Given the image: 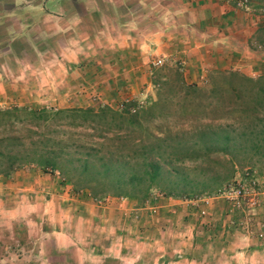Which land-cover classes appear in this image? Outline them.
I'll list each match as a JSON object with an SVG mask.
<instances>
[{"label": "crops", "instance_id": "1", "mask_svg": "<svg viewBox=\"0 0 264 264\" xmlns=\"http://www.w3.org/2000/svg\"><path fill=\"white\" fill-rule=\"evenodd\" d=\"M75 1L82 0H0V100L15 105L51 101L57 107L90 105L88 92L77 95L74 86L86 70H74L84 69L85 64L76 68L75 63H90L95 50H105L110 56L98 70L103 79L94 85L101 92L107 89V96L117 93L123 100L143 95L135 73L148 60L174 57L184 68L195 67L200 76L221 61L230 60L229 67L245 74L264 61V52L253 46L257 16L237 8L233 0H149L152 19L145 28L134 20L133 28L121 24L118 29L111 22L117 11L79 12ZM126 1L128 8L133 3L143 7L142 0ZM23 2L24 8H16V3ZM129 53L136 60L125 66ZM50 66L61 74L52 70L47 75ZM118 87L120 93L114 92ZM47 178L14 172L6 184H0V204L22 210L7 219L8 228L14 234L15 221H20L28 237L38 236L39 255L49 264H55L52 259L62 253L69 264H198L200 258L174 255L167 248L159 251L164 241L155 235L151 222L142 221V208L130 200L87 199L66 188L56 189ZM181 202L189 204L190 200ZM150 210L158 211V206ZM240 255L264 264V249Z\"/></svg>", "mask_w": 264, "mask_h": 264}, {"label": "rangeland", "instance_id": "2", "mask_svg": "<svg viewBox=\"0 0 264 264\" xmlns=\"http://www.w3.org/2000/svg\"><path fill=\"white\" fill-rule=\"evenodd\" d=\"M250 1L248 0L250 13L253 11L254 14H252L257 16V22L255 23V25H257L256 31L253 35L255 40H253V46L264 52V0ZM128 2H131V0H128ZM126 3V0H82L74 2V9L82 12L87 9L91 10L96 8L101 14L102 10H110L109 8H111L114 12L117 11V15L115 14L116 19L114 20L113 17H111V22H113V24L116 23L117 29L121 24L133 28L134 25L131 26V24L134 20H136L141 27L150 23L152 17L147 8L151 6V1L142 0L143 7L140 3H138L139 7L136 3H133L131 7L128 8L125 6ZM15 5L16 8H24L26 3H16ZM118 11H120L122 15L118 16ZM140 14H142V17L139 18ZM163 19L166 20V18ZM101 25L103 26L104 24ZM99 33L100 32H98V34ZM115 34L117 35L119 33L115 32ZM74 35L78 37L79 32H75ZM17 47L22 49V43ZM53 51L58 55V50ZM54 52H52L53 55ZM131 52H134V50ZM49 55L50 53H48V56ZM109 56L110 54L105 52V50H95L94 55L90 57V63L88 61L75 63L76 68L84 64L86 65L84 69L78 68L74 70L75 73H79V70H86V73L80 72V80L76 78L74 86L76 85L78 88L76 90L79 91L77 95H79V93L85 94L88 92L89 99L91 100L88 106H84L85 103L80 102L70 107H57L55 101L54 103L51 101V103L45 105L36 103L15 105L11 102L6 103V101L0 100V110L14 106L44 108L46 110L67 108H92L96 110L100 107L119 110L129 101L133 102L137 107H144L157 98V91L160 89V81L162 80H167V82L171 83V80L176 78L178 82L195 84L207 89L209 88L208 85L210 81L214 80L218 82L220 76L222 74L225 75L226 72L229 71L237 72L253 79L264 75V61L260 65L255 66L253 71L249 74L243 73L240 69L229 67L228 64L232 63L230 60L221 61V63L214 65V67L203 72L204 75L202 74V76H200V72L198 73L195 67L189 69L184 68L185 66L178 63V59L174 57L165 61L161 60V63L157 65L152 64V62L148 60L139 67L143 69L135 73V78L137 76V82L135 83L137 87H143V95L134 97V99L123 100L122 98H118L119 96L117 93L115 96H107V93H109L107 89L101 92V90H99L101 88H96L94 85V82L103 79L99 77L100 73L98 70L101 68L103 69V62L105 63V61L109 59ZM134 60H136V55L134 53H129L124 63L125 66L133 64L132 62H134ZM233 65L234 64H232V66ZM52 70L55 71L57 75L60 73H58L55 67L50 66L48 71H46L47 75H52L54 73ZM93 76L96 77L93 78ZM144 81H146L147 84ZM100 84H102V82ZM118 89L119 87L117 90L113 91L120 93ZM217 110L219 109L217 108ZM207 113L211 115L208 114L199 121H192L190 122L191 124L167 123L168 131L160 136L163 140L154 143L156 144V148L163 155L169 151H172L175 155L184 154V149H186L187 146L189 150L192 151L188 154L195 155L203 153V150L206 149L205 146L211 147L221 145V140L214 142L216 139L214 132L220 134L222 131H226L232 136L231 141H229L230 147L228 150L223 151L218 148L217 151L211 152L209 158H205L204 162H202L205 172L225 177V179L217 183L212 190L204 194L186 197L175 196L169 195L166 190L151 186L146 194H141L134 190V193L130 196H119L112 193L113 188L111 186H104L105 190L102 191V188H100L97 183L94 185L90 182V185L86 178L77 179L74 176V162L69 163L66 161L60 162L58 168H52L50 166L41 167L36 163L22 164L11 170L7 175L4 173L0 174V184H6V181L10 176H13L14 172L23 170L34 177L46 175L48 177L47 179H49V184L56 189L62 190L66 188L70 190L71 194L78 192L87 199L96 201H105L106 199H128L131 201V204H136V206L142 208V221L151 222L150 224H152L156 231L155 235L158 236L161 241H164V244H160L159 251H162V248H167L170 252H173L174 255L180 253L200 258L198 264H258V261L255 259L244 260V256L241 257L240 254L253 250L262 251V249H264V194H257V204L250 206L242 202L240 206L234 207L230 205L229 200H226L218 194V190L228 182L233 183L238 181L240 183H248L249 179L254 178L257 179L259 192L264 188L262 187L264 183V144L259 143L261 147L257 149L258 151H255L252 147V145L257 142L255 136L260 128H250L247 126L246 122H235L233 118L223 117L219 112L215 114L210 112ZM245 116L248 118L251 117L248 112ZM151 126L153 127L155 124H151ZM27 127L33 130L36 129V127L25 123L24 128ZM161 128L164 130L165 125H162ZM252 129L253 131H251ZM212 130L214 131L213 133L210 132ZM85 131L89 130L86 129ZM200 132H205V135L201 136V138L199 135ZM20 133L21 135H25L27 131L21 130ZM84 140L86 144L93 140L97 141V139L93 137L84 138ZM67 143L68 146L66 150H70L71 146L69 143H71V141L68 140ZM185 171L193 173L195 170L186 168ZM185 200H190V203L181 204L184 203L181 201ZM15 206H17V204H15ZM155 206H158V211H148V207ZM11 207L12 206L8 207L6 204H0V264H49L48 261L44 260L39 255L41 246L37 243L38 236L35 237L33 234L31 235L32 239L28 237L20 221H15L16 228L14 229V234H12L10 228H8L7 219L19 212L22 214V210ZM201 210H203L204 213H201ZM258 232L262 233L261 237H258ZM190 241H192L191 245ZM182 242L187 244L182 246ZM66 260L69 264L70 260L62 253L54 257L52 263L56 264L59 262V264H67Z\"/></svg>", "mask_w": 264, "mask_h": 264}, {"label": "trees", "instance_id": "3", "mask_svg": "<svg viewBox=\"0 0 264 264\" xmlns=\"http://www.w3.org/2000/svg\"><path fill=\"white\" fill-rule=\"evenodd\" d=\"M160 82L157 98L144 107L129 101L119 110L24 106L0 110V174L7 175L26 163L58 168L66 161L74 162L77 179L97 183L102 191L111 186L115 195L127 197L134 190L146 194L156 186L169 195L186 197L204 194L225 179L205 172L202 162L218 148L228 150L232 136L212 130L214 142L221 140V145L205 146L201 154H188L192 151L187 146L184 154L169 151L163 155L154 143L163 140L160 136L168 131L167 123L191 124L205 118L207 112H219L235 122H246L250 128L259 127L252 147L258 151L259 143L264 144V75L253 79L229 71L218 82L210 81L207 89L176 78L171 83ZM247 112L251 117L245 116ZM25 123L36 129L24 128ZM21 130L27 133L21 135ZM199 135L201 138L205 132ZM91 137L97 141L86 144L84 138ZM68 140L70 150H66Z\"/></svg>", "mask_w": 264, "mask_h": 264}, {"label": "built area", "instance_id": "4", "mask_svg": "<svg viewBox=\"0 0 264 264\" xmlns=\"http://www.w3.org/2000/svg\"><path fill=\"white\" fill-rule=\"evenodd\" d=\"M233 2L237 8H240L245 11H250V8L248 6V0H233ZM159 63H161L160 59H156L152 62V64L154 65H157ZM262 187H264V183L262 184ZM262 190L261 192H259L257 179L254 178L249 179L248 183H240L238 181H235L233 183L228 182L218 190V194L224 197L226 200H229L231 206H240V203L242 202L252 206L258 203L256 199L257 194H264V188H262ZM201 213H204V211L201 210ZM257 235L258 237H261L262 233L258 232Z\"/></svg>", "mask_w": 264, "mask_h": 264}]
</instances>
